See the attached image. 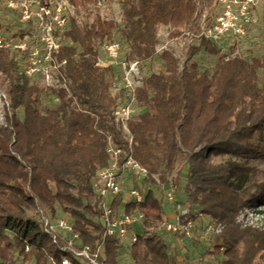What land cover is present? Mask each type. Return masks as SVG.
<instances>
[{
    "label": "trees",
    "instance_id": "16d2710c",
    "mask_svg": "<svg viewBox=\"0 0 264 264\" xmlns=\"http://www.w3.org/2000/svg\"><path fill=\"white\" fill-rule=\"evenodd\" d=\"M8 1L5 6L14 11ZM69 1L77 6L95 0ZM197 8L196 0H121L120 23L96 16L80 26L75 18L66 17L54 35L60 42L58 59L65 60L68 90L49 88V100L41 109L40 89L22 70L18 53L0 49V72L10 78V112L0 124V264H18L19 257L21 264H62L65 256L72 264H87L51 241L43 231L38 206L51 219L67 214L77 234L74 243L90 251L101 248L102 264H119L123 251L133 264H173L161 232L138 233L131 244L102 236L92 182L96 171L108 163L107 135L124 142L111 109L130 98L122 99L130 96L122 86L111 91L122 78L116 69L119 63L97 65L95 43L116 40L115 29L122 42L119 62L136 60L139 66L158 55L164 70L142 73L143 84L133 93L135 113L127 121L132 155L148 169L144 183L150 187L140 202L124 203L115 197L112 207L137 209L146 226L161 221L164 198L152 188L158 186L154 175L165 182L183 159L185 192L177 200L190 202L195 230L182 239L201 235L211 220L214 227L221 226L213 236L224 258L221 264H254L264 254V229L238 220L254 198L243 190L253 172L246 162L264 158V84H259L258 75L264 71V54L250 59L229 56L220 44L199 36L189 57L199 50L215 56L209 75L198 73L193 63L179 69L178 59L168 50L156 53L157 27L168 25L172 36L180 35L195 20ZM34 18L22 24L31 27ZM262 24L264 31V13ZM31 32L21 26L13 36ZM224 156L219 162L211 159ZM194 211L204 215L194 216ZM203 221L206 225L197 227Z\"/></svg>",
    "mask_w": 264,
    "mask_h": 264
},
{
    "label": "built area",
    "instance_id": "2783aa9c",
    "mask_svg": "<svg viewBox=\"0 0 264 264\" xmlns=\"http://www.w3.org/2000/svg\"><path fill=\"white\" fill-rule=\"evenodd\" d=\"M221 10L215 15L208 25L201 27L199 36H203L222 47L232 48L245 39L249 34L248 29L257 21L254 11L257 0H220ZM48 3H40L35 12L37 23L36 31L31 34L17 36L15 39L7 38L0 34V49H11L18 53V58L24 73L29 76H39L45 89L68 90V79L64 73L65 60H59L57 53L60 42L54 35L57 27L63 26L66 16L64 5H57L50 9ZM9 6L20 5L22 9L21 21H27L31 17L28 7L24 3L9 1ZM106 61L99 59L97 65L106 67L109 64H120L122 68L121 84L129 93L127 102L116 103L111 109V117L121 132L123 143L116 142L112 135H107L106 151L109 155L107 165L96 171L93 179V188L97 197V207L101 212L100 219L103 226L102 236H113L119 239L129 238L128 244L133 243L138 233L152 235L161 231H168L176 237H191L194 234L195 223L189 201H179L175 197V184L173 176L167 175L165 182H160L157 177L163 198L172 202L173 212H164L162 220L149 225L144 224V216L137 209L129 212L112 207V200L120 197L123 202V194L129 193L131 199L140 202L145 193L140 186L150 176L148 169L138 162L132 155V135L127 128V121L134 115V90L143 84V74L136 60H123L119 62L120 44L117 40H109L103 43ZM167 50L165 47L155 46L156 53ZM111 196V199L109 197ZM125 201V202H127ZM43 231L60 250L67 251L73 256L84 260L87 264H102L99 256V248L90 251L87 246L76 245L72 240H62L61 232L70 233L74 238L77 234L72 230V223L67 214L51 219L44 209L38 206ZM193 215L201 217V211H194ZM210 230V225L206 226ZM64 241V242H62ZM28 250V246L25 247ZM62 264H72L68 256L61 260ZM51 264H56L51 262Z\"/></svg>",
    "mask_w": 264,
    "mask_h": 264
},
{
    "label": "rangeland",
    "instance_id": "374dc122",
    "mask_svg": "<svg viewBox=\"0 0 264 264\" xmlns=\"http://www.w3.org/2000/svg\"><path fill=\"white\" fill-rule=\"evenodd\" d=\"M17 3H24L28 7V11L31 12V17H35V12L39 9L40 3H48L50 9H53L57 3L64 5V15L66 17H73L77 21L78 25L82 26L85 23H92L96 16H100L103 19H112L117 23L121 22V0H95L92 3L86 5L74 6L69 0H9ZM8 1V3H9ZM197 1V15L195 20L185 28L182 33L177 36L171 35V28L168 25H159L157 27V44L159 47H165L170 53H172L179 63V69L182 66L189 64H195L197 66V72L201 73L206 71L209 75L214 71L216 57L210 55L203 50H199L189 57V49L193 45H197L199 32L201 27L208 25L217 13L221 10L220 0H196ZM7 3V4H8ZM5 0H0V23L2 25L1 35L7 38L16 37L14 33L22 26L24 28H30L32 31H36L37 23L34 21L31 23V27L27 24H22L26 21H21L22 9L20 5L12 7L14 11L8 10L5 6ZM9 6V5H8ZM11 7V6H10ZM264 0H257L254 11L257 15V21L251 25L248 29V36L239 41L236 46L232 48L223 49L222 53H229V56L239 55L245 59L252 57H259L264 54V31L262 24V17L264 13ZM30 17V18H31ZM29 18V19H30ZM13 36V37H12ZM113 38L116 39L120 44V35L117 29L113 31ZM95 47L98 50V57L105 61L106 55L103 49V44L98 41L95 43ZM123 50V49H122ZM124 57V51L120 54V59ZM140 70L147 76L150 72H160L164 70V65L158 55H155L150 60L140 61ZM116 69L122 75L121 66L116 65ZM259 84H264V71H259ZM39 87L40 91L37 96L38 107L41 109L47 105L49 100V89L43 87L42 80L39 76L31 77ZM120 86L121 81L117 82L112 88V93H116ZM10 78L0 72V124H5V112H10L9 106V92ZM130 96L127 94L123 95V100H128ZM257 141L259 139H256ZM264 142V136L262 137ZM224 157H212V161H223ZM250 167H253V172L250 177V181L243 187L244 193L248 197L254 196L252 202L248 207L243 208L240 212L238 220L244 224H250L253 226H259L264 229V158L250 159L246 162ZM185 169L186 165L184 160L181 159L177 162L174 172L169 174L173 176L175 184V197L181 199L184 196V184H185ZM158 178V175H155ZM149 185H141L140 189L146 191ZM157 196H161L159 186H152ZM159 188V189H158ZM111 199V196L109 197ZM131 199L128 192L123 194V202ZM122 206V204H121ZM173 205L171 201L164 198L163 208L167 214L173 212ZM122 208V207H120ZM60 209H58L59 211ZM60 212V211H59ZM206 217V216H205ZM208 218V217H207ZM206 225V221L198 223L197 227ZM210 230L201 232V235H196V238H177L175 234L171 232L161 231V235L168 244L169 253L173 260V264H221L223 256L215 248V242H213V236L218 233L221 229L220 225L215 227L212 221L209 222ZM62 240L75 241L74 237L70 233L61 232ZM201 240V241H199ZM62 241V242H64ZM123 243L128 244L129 238L124 237ZM101 252V248L99 250ZM122 256L119 258V264H133L130 256L125 251L122 252ZM263 255L256 257L254 264H261ZM21 258H18V264H21Z\"/></svg>",
    "mask_w": 264,
    "mask_h": 264
},
{
    "label": "crops",
    "instance_id": "0c3cea01",
    "mask_svg": "<svg viewBox=\"0 0 264 264\" xmlns=\"http://www.w3.org/2000/svg\"><path fill=\"white\" fill-rule=\"evenodd\" d=\"M98 59L103 63V62H105L107 59H105V61L104 60H102V58H100V57H98Z\"/></svg>",
    "mask_w": 264,
    "mask_h": 264
}]
</instances>
